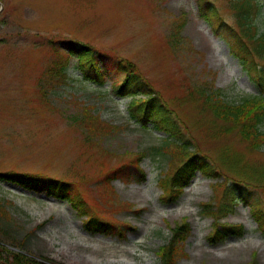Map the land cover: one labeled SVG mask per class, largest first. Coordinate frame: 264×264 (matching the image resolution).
<instances>
[{
  "label": "rangeland",
  "instance_id": "obj_1",
  "mask_svg": "<svg viewBox=\"0 0 264 264\" xmlns=\"http://www.w3.org/2000/svg\"><path fill=\"white\" fill-rule=\"evenodd\" d=\"M207 1L224 20L234 23L229 0H0V172H33L77 181L95 214L96 205L88 195L95 193L89 184L143 151L147 154L141 162L146 180L113 182L115 201L134 206L121 211L107 205L109 209L101 208L102 217L134 226L124 237L86 232L85 217L64 200L0 182V198L11 202L7 211L17 237L25 240L24 245L8 244L11 250L42 264H125L123 258L134 264H164L157 253L185 216L191 228L183 244L188 255L180 256L176 264H264V232L242 200L222 221L244 225V235L220 243L210 239L213 217L203 203L220 195L210 178L196 172L178 198L161 196L158 181L168 161L152 149L163 144L164 136L130 120V99L114 94L112 80L120 83L124 77L112 69L114 64L104 73V86L84 76L75 55L71 56L72 81L50 86L43 76L54 49L63 51L74 41L94 47L96 57L107 62L138 63L170 102L174 116L188 127L197 150L220 162L223 147L230 149L233 176L239 171L237 178L249 179L238 190L250 192L264 208V179H260L264 177V145L250 151L236 131L212 139L206 130L214 127L212 116L201 113L195 99L183 104L186 94L207 83L220 89L229 102L259 93L249 70L230 54L228 44L204 17L201 6ZM260 1L263 6L255 21L264 33V0ZM83 103L96 107L103 120L121 130L100 145L88 142L83 129L69 118L81 115Z\"/></svg>",
  "mask_w": 264,
  "mask_h": 264
},
{
  "label": "trees",
  "instance_id": "obj_2",
  "mask_svg": "<svg viewBox=\"0 0 264 264\" xmlns=\"http://www.w3.org/2000/svg\"><path fill=\"white\" fill-rule=\"evenodd\" d=\"M232 7L235 11L236 24L240 29L239 33L235 27L228 25L221 18H215V21L218 22V27H225V35L229 38L232 49L241 63L248 68L261 93L253 97L244 98L237 103L229 102L222 97L220 90H213L212 87L205 84L201 88H196L195 93L192 91L190 97L197 99L201 103L199 107L201 113L212 116L214 127L211 128V131L216 137L225 135L229 131H236L251 149L258 150L264 145V131L260 128L264 122V66H259L256 59L264 61V34H259L254 27L256 26L254 17L257 15V4L253 0H235L232 1ZM71 46L68 48L69 51H67V47L63 51L58 50V48L54 49V54L43 72L48 85L52 86L53 84L72 81L70 74L72 55L78 57L79 67L83 71L84 76L87 79L96 81L101 86H104L106 82L104 73L108 71V65L114 64L112 69L116 73L124 74V79L121 83H113L114 90L120 96L132 97V102L128 108L130 117L144 126L152 124L156 130L166 135L160 150H164L170 156L174 167L172 173L160 182L166 194L177 196L181 193L196 170H200L204 175L213 179L222 178L224 172L220 170V167L229 164L227 159L222 160V166L221 164L216 165L215 161H211L207 154L194 147L192 141L186 137L181 124L169 115L166 109L167 104L162 96L155 91L154 85L143 75L136 63L126 59H117V63L113 60L107 62V58L96 57L94 47L77 45L76 48ZM40 91L43 96H48V92L43 86H41ZM79 109L81 111L80 116L72 115L69 118L83 129L88 142L100 145L101 141L112 136L111 134L119 129V126L103 120L98 112L95 111L96 107L93 105L83 103L79 106ZM218 123L223 127L220 126L219 129L215 130ZM225 155L227 156L226 153ZM136 161H138V158ZM225 173L228 174L229 172L225 171ZM132 176L133 173L126 165H121L106 172L104 178L99 181L100 197L97 198V195H95V205L103 207L102 205L113 202L114 190L111 185L113 179H130ZM138 177L144 179L145 174L142 169L139 170ZM0 181L10 182L25 188L38 189L36 186H40L41 190L48 195L66 199L74 205L82 203L81 200H83V191L72 181L44 177L41 173L23 171L0 172ZM215 188L216 192L220 193L218 196L220 205L217 210L211 211L216 218L212 236H220L223 239L231 235H241L243 230L241 225L227 226L221 225L219 222L220 216L226 214L234 207L237 200L235 191L230 186L223 185L220 181L216 183ZM90 196H92V193H90ZM241 196L245 202H248L244 195ZM112 205L115 204L112 203ZM253 210L257 221L264 230V212L260 207L259 201L253 202ZM187 225L188 223L184 221L176 226L171 240L162 247L160 252L164 264L176 263L180 255L181 240L185 239L184 232ZM92 226H95V230L99 232L114 231L110 224L99 222L97 219H92L89 222L88 227L91 228ZM14 228V219H12L11 214L0 200V264H42L8 248L10 243L25 244V240H20L17 237V232ZM122 231L119 229V233Z\"/></svg>",
  "mask_w": 264,
  "mask_h": 264
},
{
  "label": "bare ground",
  "instance_id": "obj_3",
  "mask_svg": "<svg viewBox=\"0 0 264 264\" xmlns=\"http://www.w3.org/2000/svg\"><path fill=\"white\" fill-rule=\"evenodd\" d=\"M122 262H124L125 264H134L133 261H130V260L126 259V258H123Z\"/></svg>",
  "mask_w": 264,
  "mask_h": 264
}]
</instances>
